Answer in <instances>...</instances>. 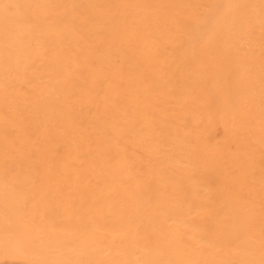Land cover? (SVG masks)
<instances>
[{"label":"bare ground","instance_id":"bare-ground-1","mask_svg":"<svg viewBox=\"0 0 264 264\" xmlns=\"http://www.w3.org/2000/svg\"><path fill=\"white\" fill-rule=\"evenodd\" d=\"M0 264H264V0H0Z\"/></svg>","mask_w":264,"mask_h":264}]
</instances>
